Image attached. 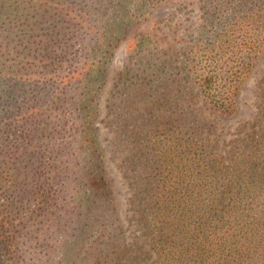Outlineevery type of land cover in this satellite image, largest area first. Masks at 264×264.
<instances>
[{
  "label": "trees",
  "instance_id": "trees-1",
  "mask_svg": "<svg viewBox=\"0 0 264 264\" xmlns=\"http://www.w3.org/2000/svg\"><path fill=\"white\" fill-rule=\"evenodd\" d=\"M166 1L0 0L3 264H139L106 220L115 195L102 95L122 43L156 47L139 27ZM198 3L183 78L208 110L231 115L264 44V0ZM190 101L142 118L135 141L137 168H149L144 264H264V129L218 149Z\"/></svg>",
  "mask_w": 264,
  "mask_h": 264
},
{
  "label": "rangeland",
  "instance_id": "rangeland-1",
  "mask_svg": "<svg viewBox=\"0 0 264 264\" xmlns=\"http://www.w3.org/2000/svg\"><path fill=\"white\" fill-rule=\"evenodd\" d=\"M200 16L198 0H167L139 27L142 32L154 35L156 47L141 53L131 42L122 43L109 66L110 78L102 95L100 135L115 208L112 212L106 211L109 217L106 220L139 264L154 257L147 243L153 234L147 208L149 199L142 193V175L148 174L149 168H137L134 159L135 141L144 126L142 118L144 122L152 120L155 114L164 111L168 115L174 108L177 114L181 113L186 108L187 102L183 104L186 97L191 99L189 109L198 119L212 125L210 137L218 149H228L230 145L242 147L252 133L264 129V44L251 72L239 85L231 115L208 110L202 105L196 86L183 78L189 34L199 24ZM121 71L123 74L119 75ZM152 98L163 101L160 108L151 103ZM181 102L182 105L178 104ZM152 155L149 153L148 159ZM2 190L0 185V194ZM2 257L0 251V264H3Z\"/></svg>",
  "mask_w": 264,
  "mask_h": 264
}]
</instances>
